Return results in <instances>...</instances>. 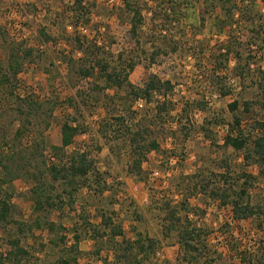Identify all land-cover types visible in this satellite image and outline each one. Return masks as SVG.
<instances>
[{"label":"rangeland","instance_id":"374dc122","mask_svg":"<svg viewBox=\"0 0 264 264\" xmlns=\"http://www.w3.org/2000/svg\"><path fill=\"white\" fill-rule=\"evenodd\" d=\"M84 3L91 12L79 18L74 0H0V61L7 62L13 45L34 49L17 87L0 88V142L15 150L37 143L44 133L45 157L52 163L58 159L51 146L61 144L62 126L69 121L80 131L63 161L76 151L92 152L100 174H90L73 202L66 195L63 206L59 201L58 207L41 211L27 171L4 186L12 193L14 218L30 224L40 220L42 226L24 234L13 223L0 227V256L12 249L10 238L20 237L29 252L20 264H65L61 247L52 243L57 234L47 226L53 221L67 227L68 245L75 234L81 236V254L68 264H264V217L237 218L230 200L212 194L226 189L236 198L246 187L244 203L264 207V166L248 164L243 151L225 145L235 113L247 134H256V121L264 119V0ZM128 5L143 19L134 35L135 12ZM42 29L53 39L47 41ZM99 61L125 66L136 87L156 75L171 81L173 90L146 101L126 87L107 88ZM85 69L92 74L84 75ZM18 97L41 106L20 140L16 132L28 123ZM165 99L168 109L159 113ZM233 101H239L235 113L229 106ZM245 101H252L249 111ZM128 128L143 129L146 143L160 145L148 153L140 172L133 168ZM171 212L179 224L175 229ZM104 215L123 225L124 234L116 240H95L86 224L89 220L105 230ZM187 224L202 233L196 239L199 252L187 251L181 242L179 230ZM140 233L157 241L147 255L134 244Z\"/></svg>","mask_w":264,"mask_h":264},{"label":"trees","instance_id":"16d2710c","mask_svg":"<svg viewBox=\"0 0 264 264\" xmlns=\"http://www.w3.org/2000/svg\"><path fill=\"white\" fill-rule=\"evenodd\" d=\"M94 4V3H92ZM132 5H128V9L134 10L135 17L133 19V25L131 31L133 35L138 32L139 26L143 19L141 17V12L137 9H133ZM79 18L83 15L89 14L91 12L90 7L84 3V0H74V5L72 7ZM80 30V25L78 26ZM41 33L47 41L52 40L53 37L46 33L44 29ZM80 33H83L80 30ZM77 41L82 46L81 37L76 36ZM24 44V43H23ZM22 43L13 45L10 48L7 62L0 61V88L5 86H11V88H16L18 85V75L23 71L25 66V60L32 56L33 48H23ZM22 50V51H21ZM103 72L101 75L106 78V86L117 87V88H128L130 93H133L138 99H144L146 101H151L155 93L167 95L173 90V85L171 81H163L156 75H151L149 80L145 83L143 87H136L129 81V72L125 71V66L122 68L120 66L109 65L108 62H98ZM130 70H134V62L129 63ZM84 75H91L90 69L83 70ZM13 93V91H10ZM21 100L22 105H20L19 111L21 114L27 115V123L16 132V139H22L26 131L28 130V125L32 124L30 116L34 115V112L38 110L41 106L34 101L26 97H18ZM168 101L165 99L160 104H158V111L163 112L168 109ZM252 105V101H245V110L249 111ZM23 106V107H22ZM27 106V111L25 107ZM230 109L234 113L239 108V101H233L230 103ZM34 117V116H33ZM117 120L125 123V118L116 117ZM49 125V122L48 124ZM255 128L258 130L256 134L246 133L243 129L242 119L235 113L234 123L232 124L231 131L225 137V145L233 147L238 151L244 152V160L248 164H257L261 167L264 166V119L257 120L255 123ZM80 131L79 125H73L66 121L62 126L61 144H52L51 149L53 151V158H57V161L49 163L45 157V150L47 146V141L45 134L39 138L37 143H33L30 146H19L15 148H6L4 145L8 144L6 141L0 142V167L3 170V176L0 177V227L8 224H15L19 231V234L26 233V228L33 231L35 227H41V221L37 220L35 223H25L14 218L13 215V205L11 203L12 193L6 191L4 186L13 184L14 180L27 171L29 176L35 181V185L32 187L33 198L35 201V208L37 211L44 210L46 208H56L58 207L59 201L63 206L64 196H69L70 201H74V195L79 190L80 187L85 186L90 180V174L92 172L100 174L97 172L96 158L92 155V152L88 151H76L69 156V158L63 161L64 151L68 146H70L76 134ZM129 135H131V142L134 146L135 158L133 160V168L140 172L141 166L144 160H146L148 153L152 150L159 149L160 145L156 140H152L146 143V134L143 129H137L132 131L131 128L127 129ZM147 132V131H146ZM246 177H251V175L246 174ZM52 179V180H50ZM60 186L62 190H60ZM60 190V191H59ZM216 197L223 198L226 201L233 203L235 217L240 219H248L254 215H259L264 217V207L258 206L254 207L249 200L244 203V196H249L246 187H242L240 193L236 198H233L226 189L212 192ZM176 213L171 212L170 216L172 219L171 229L179 226L176 222ZM179 219V220H178ZM178 222L181 221L178 218ZM87 225L91 227L93 238L96 240L106 239V240H116L117 237L124 234V229L122 224L115 222L114 217L110 215H104L102 220V225H104L105 230H101V226L94 223H90L89 220L86 222ZM47 226L50 230L57 234V237L52 239V243L56 247H61L64 257L61 261L65 264L70 263L71 260L77 261L80 251V241L81 236L75 234V241L71 245L66 243L68 229L63 224H58L53 221L47 222ZM181 242L184 248L189 252H199V248L196 245V239L200 240L202 233L195 226L187 224L180 230ZM9 243L12 249L0 256V262H16L21 263L23 256L28 255V250L22 245L20 237H13L9 239ZM139 247V251L147 255L148 252L154 251L157 245V241L147 234H139V237L134 242ZM134 248V247H133ZM71 254V255H70ZM72 254L74 256H72ZM76 254V257H75ZM202 255V254H201Z\"/></svg>","mask_w":264,"mask_h":264},{"label":"built area","instance_id":"2783aa9c","mask_svg":"<svg viewBox=\"0 0 264 264\" xmlns=\"http://www.w3.org/2000/svg\"><path fill=\"white\" fill-rule=\"evenodd\" d=\"M110 3H113L114 1H116V0H108ZM118 2V1H117ZM81 29L83 28V26L82 27H80ZM84 30V29H83ZM83 32V31H82Z\"/></svg>","mask_w":264,"mask_h":264}]
</instances>
